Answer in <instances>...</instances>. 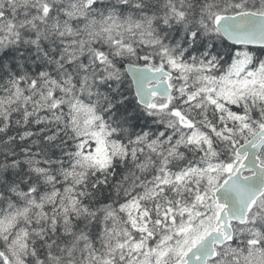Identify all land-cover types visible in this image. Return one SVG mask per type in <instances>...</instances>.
<instances>
[{"label": "trees", "instance_id": "16d2710c", "mask_svg": "<svg viewBox=\"0 0 264 264\" xmlns=\"http://www.w3.org/2000/svg\"><path fill=\"white\" fill-rule=\"evenodd\" d=\"M100 2L110 6L111 0ZM100 2L96 0L94 5ZM113 2L119 4L114 9L154 16V31L161 42L154 46L136 44L135 62L139 65L169 67L175 59L200 68L193 74L220 77L233 68L239 52L247 51L249 68L264 69V48H237L213 26L216 13L264 11V0H129L131 8L125 0ZM5 11L9 13V9ZM33 21L0 32V96L23 92L27 97L0 109V215L13 202L34 201L37 206L36 202L48 194L59 190L60 195L63 186L71 185L76 188L71 209L75 212L87 207L92 215L81 218L92 222L83 225L80 217L60 222L62 214L58 212L43 223L35 218L30 247L36 259L32 257V263L59 264L57 260L65 259L76 241L84 242L83 233L96 239L105 237L109 219L102 218L140 195L144 184L157 178L164 167L172 172L192 169L189 178L195 191L207 178L201 170L204 166L210 161H231L236 146L264 125V98L248 94L238 103L227 102L222 109L190 111L207 137L200 142L176 143L178 127L168 125L167 115L138 104L125 72L116 79L107 69L81 68L80 63L56 69L52 62L59 57L55 38L48 35L50 25L44 23L52 19L46 14L43 21ZM44 92L51 93L47 101L39 99ZM88 108L106 123L110 138L127 148L112 155L106 165L85 161L78 125ZM238 115L247 116L253 128L239 131ZM165 159L167 165H163ZM184 192L181 185L168 184L160 187L156 196L142 198L143 208L151 212L148 223L165 220V207L178 202ZM58 196L44 209L58 205ZM2 248L5 252L4 243ZM0 264L7 263L0 257Z\"/></svg>", "mask_w": 264, "mask_h": 264}, {"label": "rangeland", "instance_id": "374dc122", "mask_svg": "<svg viewBox=\"0 0 264 264\" xmlns=\"http://www.w3.org/2000/svg\"><path fill=\"white\" fill-rule=\"evenodd\" d=\"M65 1L0 0L2 9L12 10L14 7L16 8L13 11L20 9V14L24 15L21 23L30 22V16L35 17L34 10H41L44 13L53 11V29L58 35L55 38L57 42L55 50L59 57L56 62L52 60L56 69H65V66L73 67L79 60L80 65L89 64L94 69H116L111 72L116 79H119L120 68L113 63H119L122 59L136 58L135 48L138 43L147 46L159 43V39L154 34V16L147 12L139 13L121 9L123 12L121 14L118 9L107 8L109 6L101 2L94 5L95 0ZM12 5L15 6L12 7ZM63 19L64 22H62ZM14 21L12 16L2 19L0 32L12 27ZM239 54L240 58L234 62L233 68L220 77L193 74V71L200 68H190L173 59L168 68L177 71L175 76L178 81L175 79L176 82L172 81V83L176 86L173 100L179 99L177 102L180 103L179 108L186 112L192 111L194 107L202 106L209 111L210 107L222 109L227 102L238 103L248 94L256 93L257 97L264 98V69L249 68L248 52L241 51ZM112 55L117 56L112 57ZM62 87L65 88V86ZM50 96L49 92L43 93L39 99L46 101ZM23 97V93L2 97L0 109H5L14 100H20ZM164 103L163 101L155 102L153 107L158 112L164 111L162 107ZM235 117L238 119L239 131L253 128L247 121V116ZM171 122L174 125L179 124L174 116ZM78 127L86 162L106 165L111 156L121 150L122 145L110 138L111 131L107 129L105 123L99 121L96 113L91 109L86 110V115L79 121ZM200 131L195 129V125L190 130L182 129L179 131L181 134L179 140L200 142L202 137H207L206 133ZM206 140L207 138L204 139ZM261 158L264 161V151ZM240 162L241 159L237 156H233L228 162L210 161L201 169L202 173L207 175L205 183L201 187L198 186L195 191L189 178L193 172L192 169L187 172H172L164 168L156 178L160 179L158 183L157 181L149 183L146 186L148 189H145L148 191L137 194L129 205H125L123 211L116 210L110 213L109 226L106 228L107 249L95 248L88 254L90 258L85 264H117V261L123 264H165V262L171 264L183 260L185 254L200 242L215 224L219 207L215 202L214 192L229 176L226 166L229 165V169L235 171ZM167 184L181 185L185 188V192L180 194L179 201L173 204L172 209H166L165 220L158 219L151 225L148 223L151 212L146 207L143 208L142 198L153 193L156 196L159 188ZM73 190L74 187L68 186L58 196V205H63L64 213H61L60 208L55 204L48 206L47 210L44 209V205L59 192L48 194V197L37 201L36 209L32 208L34 201H31L29 206L27 202L21 205L13 202L8 206L0 218V237L4 240L11 257L10 264H27L25 252L28 246V231L34 224L31 220L36 218V221L41 219L50 221L57 212L62 214L60 222L69 220V216L74 211L71 209L73 204L68 201L66 193H71ZM26 197L27 200L31 199L27 195ZM24 199L25 196H23ZM193 200H196L197 204L193 203ZM255 210L248 225L236 229L238 244L233 242L226 246L221 250L218 259L211 264H264V231L257 225V219H261L264 212V198L260 200ZM38 227L42 228V225ZM255 239L261 241V244L253 245L252 242ZM76 245L78 241L75 242ZM105 251L111 257L105 259Z\"/></svg>", "mask_w": 264, "mask_h": 264}, {"label": "water", "instance_id": "95a60500", "mask_svg": "<svg viewBox=\"0 0 264 264\" xmlns=\"http://www.w3.org/2000/svg\"><path fill=\"white\" fill-rule=\"evenodd\" d=\"M3 16L0 12V18ZM214 26L232 45L264 47L263 13L218 14L214 18ZM126 72L133 82L140 105L150 108L155 98L170 100L172 74L165 68L152 69L128 63ZM176 115L180 114L176 112ZM181 121L187 124L184 118ZM263 149L264 127L238 147L237 154L245 156L242 166L215 192L217 203L222 207L217 213L215 229L186 255V263L177 264H208L217 256L216 248L233 240V223H247L249 213L264 195V164L259 157Z\"/></svg>", "mask_w": 264, "mask_h": 264}, {"label": "bare ground", "instance_id": "6f19581e", "mask_svg": "<svg viewBox=\"0 0 264 264\" xmlns=\"http://www.w3.org/2000/svg\"><path fill=\"white\" fill-rule=\"evenodd\" d=\"M62 1V0H61ZM67 1V0H66ZM65 1V2H66ZM69 1V0H68ZM114 0H111V3H110V6L109 7H107V8H117L118 7V5L119 4H117L116 2H113ZM125 1H127V7H129V8H131V7H134V6H132V5H130L129 4V0H125ZM4 2V1H3ZM71 2V1H70ZM68 3V2H67ZM89 3V2H88ZM69 4V3H68ZM87 4V3H86ZM68 6V5H67ZM139 6V5H138ZM57 8H58V6H57ZM62 8V7H61ZM55 9V8H54ZM64 10V9H63ZM67 10H69V9H67ZM58 10H56V12H57ZM70 11V10H69ZM69 11H66L67 13L69 12ZM22 12V11H21ZM33 12H36V13H34L35 14V17L33 18V15L32 16H30L31 17V21L30 22H28V23H33L34 21L33 20H35V19H38V20H40V21H43V15H41L42 13H41V10L39 11V10H34ZM60 12H63V11H60ZM23 13V12H22ZM56 14V13H55ZM54 14V15H55ZM216 14H229V13H216ZM58 16H59V14H57ZM13 17L14 19H16L17 17H19V16H21V17H19V19H16L20 24H28V23H21V18L24 16V15H21L20 13H15V11H13V10H9V13H8V17ZM62 16V15H61ZM65 16H67V14H65ZM60 17V16H59ZM58 17V18H59ZM56 18H57V16H56ZM63 18H64V15H63ZM68 18V17H67ZM58 20V19H57ZM62 21V20H61ZM65 21H66V19H65ZM56 22V21H55ZM62 22H64V19H63V21ZM45 23V26H49L50 25V28L48 27L47 29L49 30V34L48 35H50V37L53 39V38H57L58 37V35L56 34V31L53 29V23H54V21H50V22H44ZM59 23H60V21H59ZM56 24V23H55ZM154 34L156 35V33H155V31H154ZM45 36V35H44ZM156 37L159 39V43H157V44H155V45H159L160 44V42H161V39L156 35ZM54 46H56L57 45V42H56V40L54 39ZM143 44V43H142ZM147 46V45H146ZM149 46H154V45H149ZM30 47V46H29ZM34 49V48H33ZM35 50V49H34ZM31 53H33V52H31ZM117 55H112V57H116ZM135 59L136 58H134L133 60H127V59H122L119 63H113V65H115L116 67H119L120 69H124L125 68V66H126V64H128V63H131V64H133V65H135V66H140L139 64H137L136 62H135ZM78 63H79V60H78ZM34 64V63H33ZM76 64V63H75ZM121 64H123V66H121ZM36 66H38V65H36ZM44 66V65H43ZM63 67H64V64L62 65ZM25 68V67H24ZM81 68H90V69H94V68H92L91 66H89V64H84V65H82V67ZM12 69V68H11ZM123 72V71H122ZM5 96H12L11 94H8V95H4V96H0V99L2 98V97H5ZM21 100V99H20ZM17 101H19V100H14L13 101V103H11V104H9V105H7V106H12V104H14V103H16ZM13 109L15 108V106L14 107H12ZM31 114V113H30ZM122 145V144H121ZM121 150L122 151H126L127 150V148H125V147H123V145H122V148H121ZM65 187V186H64ZM63 187V188H64ZM45 196V195H44ZM43 198V197H42ZM112 211H116V209H112L111 211H110V213L112 212ZM117 211H121V208L120 209H118ZM110 213L108 212L107 213V215L106 216H104L103 218H102V220H108V219H110ZM85 215H89V216H91L92 214H91V212L88 210V208L86 207V208H83V211H81V210H77V211H75V212H73L69 217L71 218V219H73L74 221L78 218V217H80V221H81V224H83V225H85V224H87V223H91L92 222V220L90 221V222H85V221H82V216H85ZM90 218V217H89ZM108 222H109V220H108ZM107 226V225H106ZM92 231V230H91ZM84 234V238H85V240H84V242L83 243H81V244H78V245H76V246H74L72 249H70L67 253V257L65 258V259H61V260H57V262L59 263V264H61L60 262H63L62 264H85L86 262H88V258H90V256L88 255L91 251H93L95 248H106L107 247V245H106V236L105 237H102V239H96V238H93V237H91V236H89L87 233H83ZM36 259L35 257H34V251H32V252H30V253H28V255L26 256V262H27V264H36V261L34 262V263H32V261H31V259ZM41 264H43V262H41Z\"/></svg>", "mask_w": 264, "mask_h": 264}, {"label": "flooded vegetation", "instance_id": "af4514ba", "mask_svg": "<svg viewBox=\"0 0 264 264\" xmlns=\"http://www.w3.org/2000/svg\"><path fill=\"white\" fill-rule=\"evenodd\" d=\"M165 264H168L167 262H165Z\"/></svg>", "mask_w": 264, "mask_h": 264}]
</instances>
